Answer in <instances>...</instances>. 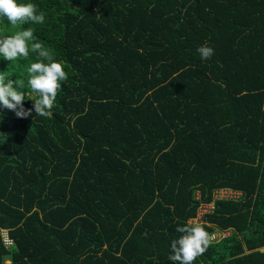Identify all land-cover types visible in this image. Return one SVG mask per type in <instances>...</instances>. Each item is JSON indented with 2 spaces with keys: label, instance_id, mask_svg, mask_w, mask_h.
I'll list each match as a JSON object with an SVG mask.
<instances>
[{
  "label": "trees",
  "instance_id": "trees-1",
  "mask_svg": "<svg viewBox=\"0 0 264 264\" xmlns=\"http://www.w3.org/2000/svg\"><path fill=\"white\" fill-rule=\"evenodd\" d=\"M19 2L68 79L47 118L0 106V264H173L210 203L194 264H264V0ZM34 59L0 57L26 109Z\"/></svg>",
  "mask_w": 264,
  "mask_h": 264
},
{
  "label": "clouds",
  "instance_id": "clouds-1",
  "mask_svg": "<svg viewBox=\"0 0 264 264\" xmlns=\"http://www.w3.org/2000/svg\"><path fill=\"white\" fill-rule=\"evenodd\" d=\"M45 17V12L39 10L38 5L34 3L0 0V20L6 19L11 25L10 34L0 31V57L13 62L21 58L27 60L30 52L35 54V59L29 61L26 69L27 88L34 94L31 98L34 101L31 108L26 109L24 106L25 81L7 80L0 72V106L15 112L18 118H27L32 116L33 112L36 116L45 118L50 116L62 82L68 79L62 62L54 58L51 49L38 41L34 29L23 27L26 24H43ZM197 52L204 60L211 59L214 55V49L207 45L199 46ZM193 219H198V215ZM191 220L176 228L180 235L171 241V254L168 257L173 264H194L215 240L213 233L219 229L210 234L198 220ZM220 238L223 237L220 236L218 239Z\"/></svg>",
  "mask_w": 264,
  "mask_h": 264
},
{
  "label": "built area",
  "instance_id": "built-area-1",
  "mask_svg": "<svg viewBox=\"0 0 264 264\" xmlns=\"http://www.w3.org/2000/svg\"><path fill=\"white\" fill-rule=\"evenodd\" d=\"M221 191H225L226 193H228V194H226V196H222V197H237V196H238V193L235 192L234 190H231V189H229V190H228V189H221V190H218V191H216V192L219 193V192H221ZM218 197H219V196H218ZM205 207H208V205H203V206H202V208H201V209L199 210V212H198V219H196V221H197V220H200L202 214L205 213V212H202L203 208H205ZM213 208H214V205H212V207H211L208 211H212ZM200 211H201V212H200ZM208 211H206V212H208ZM229 233H230L229 231H222L221 234H220L219 236L216 235L215 233H213V235L215 236V240H216V239H218L220 236H221V237H226ZM3 235H4L5 242H6L7 244H12V243H13V241L9 238V236H8V232H7V231L4 230V231H3Z\"/></svg>",
  "mask_w": 264,
  "mask_h": 264
},
{
  "label": "rangeland",
  "instance_id": "rangeland-1",
  "mask_svg": "<svg viewBox=\"0 0 264 264\" xmlns=\"http://www.w3.org/2000/svg\"><path fill=\"white\" fill-rule=\"evenodd\" d=\"M226 194H228V193H226L225 191H221V192L217 193V196L222 197V196H226ZM211 207H212V203L209 204L208 207L203 208L202 212L208 211ZM191 221H196V219H193ZM215 234L219 236L221 234V232L219 230H217L215 232ZM230 234H231V232L227 236H229Z\"/></svg>",
  "mask_w": 264,
  "mask_h": 264
},
{
  "label": "water",
  "instance_id": "water-1",
  "mask_svg": "<svg viewBox=\"0 0 264 264\" xmlns=\"http://www.w3.org/2000/svg\"><path fill=\"white\" fill-rule=\"evenodd\" d=\"M261 251H264V247L260 248Z\"/></svg>",
  "mask_w": 264,
  "mask_h": 264
}]
</instances>
